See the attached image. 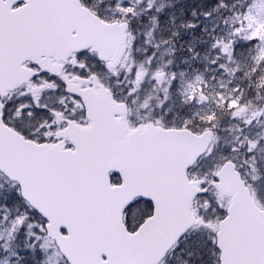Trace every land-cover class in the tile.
Returning <instances> with one entry per match:
<instances>
[{
    "label": "snow or ice",
    "instance_id": "6c2138e0",
    "mask_svg": "<svg viewBox=\"0 0 264 264\" xmlns=\"http://www.w3.org/2000/svg\"><path fill=\"white\" fill-rule=\"evenodd\" d=\"M7 3L8 0H0V7H6ZM43 6L58 7L55 3ZM31 7L30 0H16L13 8L7 9L6 15L19 23L20 18L13 13ZM117 11L126 17L136 14L130 4L118 6ZM88 14L95 24L97 41L106 35L122 39L127 31L125 22L115 19L109 22L94 15L91 10H88ZM247 18L248 28H240L233 35L243 34L242 39L246 41H261L257 45L258 54L253 57L254 65L245 75L250 80L249 87L264 93V24H256L251 16ZM188 27L194 28L196 25L190 24ZM108 30L115 32L109 33ZM73 31L84 41L93 39L85 26L72 23L63 25V38L73 39ZM236 43V40L217 41L213 47L231 61ZM87 55V52H80L81 57ZM100 59L105 61V67L109 70H115V60L103 53ZM23 60L24 55L21 54L15 63L21 65ZM72 63L81 71L73 72L71 79L63 73L42 69L35 60L31 68L23 65V70L31 72L35 87L30 101L16 105L15 115L31 117L34 109L36 115L47 117L40 125V129L45 130L43 135H38L39 129L25 134L12 128V103L0 101V129L4 130V136L0 138V173L10 179L19 200L14 212L7 205H0V229L7 233L8 241L0 243L2 264H10L12 257H17V264L25 259L20 252L11 249V241L21 234L25 241L20 251H30L33 256L39 252L48 257L51 249L53 255L58 257V264H168L169 252L178 249L179 241L199 228H206L210 233L205 239L196 241L201 250V264H264V203L256 198L248 176L241 173L243 165L238 157H222L223 162L203 178L189 177L188 169L201 156L212 155L218 141L214 131L219 122L217 112L209 111L201 116L205 126L198 131L190 127V120H186L180 129L164 128L159 120L142 123L131 131L115 129V125L120 123L115 112L125 111L127 103L117 101L111 89L106 88L94 72H85V63L78 60ZM220 66L225 67L224 64ZM129 71L133 76L130 83L134 87L128 90L127 95L132 96L140 88L148 70L141 65L135 72ZM256 73H261L259 79ZM42 74L49 78L42 79ZM167 75L161 67L152 73L151 79L163 83ZM58 76L63 81L64 92L71 96L70 106L65 103L67 97L60 99L63 105L60 110L41 103L45 89L56 90L60 87L56 84ZM172 79H175V74ZM37 80L40 82L36 83ZM73 81L79 82V92L72 91ZM200 83L201 78L198 76L187 85L184 92L187 101L199 104L207 101L203 88L199 87ZM172 86L169 82L168 87ZM97 91L107 94V102L111 106V111L106 112L100 121L94 117L89 99V95ZM233 91V95L220 94L217 97L219 108L227 109L234 118H239L249 126L258 118H264V108L253 110L239 88ZM22 95L29 96V92L25 91ZM132 102L135 103V100ZM144 107H147V103ZM77 109L80 112L78 119ZM61 120L64 121L63 126L57 127ZM70 125H79L83 136L71 140L62 138ZM104 128L114 130L117 145H139L145 137H153L176 152L170 174L166 178H155L157 182L154 184L153 196L137 198L127 205L123 224L105 212L102 195L93 190L86 180L89 141L98 130ZM236 140L237 145L231 151L248 154L249 160L244 161L245 164H254L255 153L264 151V144L261 143L264 137L257 140L244 136L241 140L237 136ZM252 171L256 172V168L253 167ZM261 178L264 177L252 176L251 180ZM111 179L116 187H120L124 177L116 172ZM209 192H216L221 197L215 205L206 199ZM197 198H205L203 207L206 211L214 209L215 223L201 215L199 209L192 208ZM137 209H141V216L134 221L133 214ZM243 217L247 218V224H242ZM174 218L177 223H174ZM50 259L38 261L37 264H50Z\"/></svg>",
    "mask_w": 264,
    "mask_h": 264
},
{
    "label": "rangeland",
    "instance_id": "374dc122",
    "mask_svg": "<svg viewBox=\"0 0 264 264\" xmlns=\"http://www.w3.org/2000/svg\"><path fill=\"white\" fill-rule=\"evenodd\" d=\"M84 1L104 20L109 22L114 19L129 21L133 25L135 32H131L128 39V46H130L132 51L129 54H124L126 57H124L122 62L120 61L118 69L109 70L105 67V62L98 61L96 56L83 57L79 62L85 63L88 70H90L92 65L98 64L99 76L116 89H120L117 86L129 74L128 71L122 72L125 66L127 68L131 67L133 72H135L143 65L148 70V75L140 86L141 92L134 96H128L125 93V98L131 99V102L135 100V103L132 102L133 110L140 122L148 123L159 120L162 126L180 129L184 126L186 120H190V127L194 131H198L205 126L200 117L209 111L217 112L219 122L218 127L214 131L218 141L212 155H207L201 160L192 173L191 178H203L217 164L223 162L222 157L236 155L239 162L243 165L240 169L241 173L248 176L258 200L264 203V178L256 181L251 180L252 176L264 177V151L255 153L254 164L251 162L244 163V161L249 160V156L245 152L232 153L231 151L232 147L237 145V136H240L241 140H243L244 136L249 139L261 140L264 137V118H258L249 126L244 124L239 118H234L227 109H221L217 105V97L220 94L230 96L235 94L234 89L239 88L240 92L244 94V100L250 102L253 110L264 108V93H258L255 87H249L250 80L245 75L251 71L254 65L253 57L258 54L257 45L261 44V41L259 39L246 41L242 39L243 34L241 36L233 35L240 28H248L249 19L247 17L249 16L252 17L256 24H264V0H250L247 9L245 12L242 11V13H235L230 10L221 13L220 10H215L212 14H206L203 20L204 28L202 29L206 33L201 36L197 45L187 44L188 35H180L178 40L167 39L163 34L162 28L158 26L155 15H159L163 10H169L173 6L178 5L180 0ZM124 4H130L135 8L136 14L127 17L121 15L117 8ZM249 9L252 11L249 12ZM172 22L176 24V20ZM194 29L195 27L190 28L187 25L177 27V31ZM149 33H151V36H149ZM231 40H236L237 43L234 45L233 56L230 61L213 45L217 41ZM129 41H131L130 44ZM246 45L249 48H246ZM198 47L200 48L198 49ZM237 47L244 51L239 53V56L246 55L248 59L243 61V58L240 57L238 60ZM218 56L220 57L219 60L216 59ZM221 64H224L225 67L222 68ZM161 67L164 68L168 75L163 83H157L151 79V75L156 69ZM173 74H175L174 80L172 79ZM260 75L261 73L255 74L257 79H259ZM198 76L201 78L199 87L203 88L208 98L203 104L187 101L184 95L187 85L194 82ZM169 82L173 85L171 88L168 87ZM133 87L134 84L131 83V88ZM60 93L53 104V107L58 110L63 108V105L59 102L60 99L66 97L63 89L62 91L60 90ZM9 101L13 104L22 105L23 102H27V99L22 96V93H18L10 98ZM70 101L71 99L67 97L65 103L69 104ZM145 103H147V107H144ZM38 116L42 117V115ZM34 117L35 113L31 117L25 116V120L33 121ZM261 143L264 144V140H261ZM253 167L256 168V172L252 171ZM204 199L201 198L200 201V214L215 223L214 209L213 211H206L203 207ZM206 199L212 201L215 205L221 197L216 192H209ZM17 203H19L17 190L13 188L11 182L0 174V205H7L14 212ZM135 214L137 216L134 217V220H138L141 216V209L135 210ZM193 231L182 242V245L178 248L180 250L178 251L177 249V253L167 261L168 264H185V262L187 264H201L199 259L201 250L197 247L196 241L205 239L210 233L206 228H199ZM0 236L3 237L0 243L8 242L7 233L3 229H0ZM24 241L25 237L22 234L11 241V249L20 252V255L25 257V259L19 261V264H37L38 261L49 259V257L51 258L50 264H58V257L53 255L51 249L48 257L43 256L39 252L33 256L30 251H20L24 247ZM189 253H192V255L189 256ZM2 260L3 255L0 254V264H2ZM10 264H17V257H12Z\"/></svg>",
    "mask_w": 264,
    "mask_h": 264
},
{
    "label": "water",
    "instance_id": "95a60500",
    "mask_svg": "<svg viewBox=\"0 0 264 264\" xmlns=\"http://www.w3.org/2000/svg\"><path fill=\"white\" fill-rule=\"evenodd\" d=\"M15 3L16 0H8L6 7H0V94L2 96L32 78L31 72L23 70L25 63H32L35 60L42 69H45L42 56L66 60L73 52L80 53L92 49L98 54L100 61L105 62L100 59L103 53L104 56L115 60L116 66L119 64L126 49L128 27L122 39L106 35L102 40L97 41L95 24L88 14L89 9L84 8L80 0H30L31 8L13 13L15 17L20 18L19 23L12 21L6 15L7 9L13 8ZM51 3L57 4L58 7L43 6ZM65 23L85 26L93 39L84 41L77 36L76 31L72 33L73 39L63 38L62 28ZM108 31L115 32V30ZM21 54L24 55V60L21 65H17L16 58ZM100 94V98L89 95L91 111L97 121L103 118L98 109L104 107L106 103L107 108L104 112L111 111L107 94L104 92ZM116 114L121 115V118L115 129L131 131L127 126L125 111L116 110ZM3 136L4 130L0 129V138ZM82 136L80 128L71 127L65 139L71 140ZM89 143L86 180L93 190L102 195L105 212L113 215L121 224L124 223L123 214L127 205L137 197L153 196L154 184L157 182L155 178H166L176 160L175 150L164 146L157 138L145 137L139 145H117L114 130L111 128L98 130ZM184 155L186 156V153ZM111 172H119L124 177L120 187L111 185L109 177ZM174 223H177L175 218ZM247 223V218L243 217L242 224Z\"/></svg>",
    "mask_w": 264,
    "mask_h": 264
},
{
    "label": "flooded vegetation",
    "instance_id": "af4514ba",
    "mask_svg": "<svg viewBox=\"0 0 264 264\" xmlns=\"http://www.w3.org/2000/svg\"><path fill=\"white\" fill-rule=\"evenodd\" d=\"M122 22H127L129 24V28L132 24H130L129 21H122ZM127 52H125L126 54H129L132 50L130 49V46H128V49L126 50ZM88 55L87 56H96V59L99 61L98 56L96 53L92 52V51H87ZM87 56H83V57H87ZM83 57L80 56V54H73L71 55L65 62H58L56 61V59L51 58L49 61H47V64L50 67V72H56V73H63L65 75L69 76V79H71V74L73 72L79 73L81 70L78 68V66L74 65L72 63L73 60H81ZM124 57H126L125 55H123V58L121 60V62L123 61ZM103 63V62H102ZM29 67L31 68V65H29ZM120 67V64H118V66H115V70L118 69ZM132 70L131 67H126L124 71H122L123 73L125 72H129V74L127 75V77H125L123 79V82L120 83L119 87L120 89H116L113 85L107 83L102 77H100L99 75V65H92L90 68V71L94 72L100 79V81L103 83V85H105L106 88L111 89V93L113 94V96L115 97V99L117 101H125L127 103V109H126V120L127 123L130 127V130H134L135 128H137L140 124H148V123H154V121L151 122H140L138 121V119L136 118L135 114H134V110H133V105L131 102V99H127L125 98V93L128 92V90L131 89V79H132V74L130 73L129 70ZM85 72L89 71L88 69H84ZM112 71V70H111ZM133 72V70H132ZM42 79L47 80L49 77L45 76L42 74L41 76ZM40 81L37 80L36 83H39ZM56 84L59 85L60 87L57 88L56 90H48L45 89L43 91V94L41 96V103H47L50 107H53L54 102L56 101L57 97L60 93V90L62 91V89L64 90V85H63V81L59 78V76L57 77L56 80ZM79 84L78 81H73L72 83V91L73 92H79L81 89L79 87H77V85ZM35 87V85L32 83V81L28 82L27 84L23 85L21 88H19L18 90H16L15 92L10 93L9 95H7L5 98H2L0 95V101H4L5 103H8L10 98L16 96L18 93H23L25 91L29 92V96H24L26 97L27 101H30L31 98V94H32V89ZM122 91V92H121ZM100 91H97L95 94L93 95H97V98H99L100 96ZM139 92H141V88L137 89L132 96L137 95ZM49 93V95H47ZM65 93V92H64ZM66 97H68L69 99H71V96L68 93H65ZM21 103V102H20ZM25 103V102H23ZM17 103H12V108L10 109V115H11V126L14 129L19 130L20 132H23L25 134H29L37 129H39L38 135H43L45 130L44 129H40V125L41 123H43V121L45 119H47V117L42 116L41 118L35 114V119L29 120L26 119L25 120V116L24 115H20V116H16L15 115V107H16ZM70 106V103H69ZM106 108V107H105ZM62 109V108H60ZM59 109V110H60ZM34 113L35 110L33 109ZM77 119L79 118V109H77ZM64 121L61 120L57 123V127H62L63 126ZM79 126V125H77ZM70 127V126H69ZM68 127V128H69ZM257 198V197H256ZM201 198H197V200L195 201V210L199 209V212H201L200 210V206H201ZM259 201V200H258ZM137 216V214H135V210H134V214H133V219L134 217ZM135 221V220H134Z\"/></svg>",
    "mask_w": 264,
    "mask_h": 264
},
{
    "label": "trees",
    "instance_id": "16d2710c",
    "mask_svg": "<svg viewBox=\"0 0 264 264\" xmlns=\"http://www.w3.org/2000/svg\"><path fill=\"white\" fill-rule=\"evenodd\" d=\"M249 2L250 0H180L178 5L173 6L169 10H163L161 14L155 15V17L157 18L158 26L164 32L165 38L178 40L180 35H188L187 44L197 45L201 36L206 33V31L202 30L206 14H212L215 10H220L221 13L227 10L242 13V11L245 12L247 9ZM173 20H176V24L172 22ZM190 24L196 25L197 29L195 27L194 30L177 31V27ZM131 32H135L134 28L131 29ZM247 47L249 48L248 45H246ZM236 49L238 60L240 57L243 58V61L248 59L246 55L239 56V53L244 52L240 50V47Z\"/></svg>",
    "mask_w": 264,
    "mask_h": 264
}]
</instances>
